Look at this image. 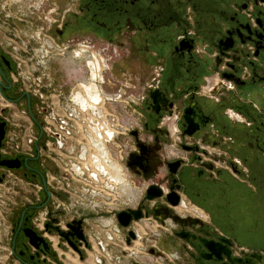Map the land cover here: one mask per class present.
I'll return each instance as SVG.
<instances>
[{
  "label": "flooded vegetation",
  "instance_id": "obj_1",
  "mask_svg": "<svg viewBox=\"0 0 264 264\" xmlns=\"http://www.w3.org/2000/svg\"><path fill=\"white\" fill-rule=\"evenodd\" d=\"M10 1L0 9L25 2L46 13V40H58L62 55L103 60L100 75L92 67L98 103L127 99L134 110L110 141L118 161L106 147L105 158L96 152L113 183L108 203L73 205L81 180L91 187V167L57 119L79 84L66 98L49 72L46 84L37 75L26 89L6 50L17 53V43L0 37V100L30 122L9 142L10 114L1 109L0 161L18 162L0 166V185L14 180L9 255L18 264H85L91 252L93 264L111 253L119 264L124 256L128 264H264V0ZM75 160L83 179L72 176ZM105 216L110 242L93 244L88 221Z\"/></svg>",
  "mask_w": 264,
  "mask_h": 264
},
{
  "label": "rangeland",
  "instance_id": "obj_2",
  "mask_svg": "<svg viewBox=\"0 0 264 264\" xmlns=\"http://www.w3.org/2000/svg\"><path fill=\"white\" fill-rule=\"evenodd\" d=\"M8 3H10V0H5ZM37 2H40V0H34ZM15 3V2H13ZM0 12L3 15L11 16V18H7L5 22V17L2 18L0 15L1 22H0V37L3 38V41L8 43L15 42L17 43V53L14 51L11 52V50L7 49L10 54L13 55V59H15L17 66L20 67V72L23 73V82L26 86V89L31 90L29 88L30 85H33V82L39 83L37 80L34 79V76H40V80L43 82V84H46V80L43 78V76H46V73L51 72V80L55 81V85L53 88L55 90H62L65 94L67 93L66 98L70 94V90L77 82L80 84L82 82V87L80 88L79 85H77L76 92H79L80 95H78L79 103L82 104V106H86L87 104H97L99 102V98L94 94L92 85H88L90 81V77L86 72L84 61L88 60V57H82L81 59H76L75 54H73L72 51H68L65 54H61V52L58 50L60 45V42L58 40H46V13H42V10H32L28 9L27 3L23 2L22 4H18L17 6L12 5L11 8L2 10L0 9ZM31 12H34V14H31ZM41 12V14H40ZM23 16V17H22ZM37 19V22L33 21L31 18ZM16 18L23 19L22 21L16 20ZM32 23V24H31ZM14 29V30H13ZM12 34H16L19 39H15L12 37ZM12 40V41H11ZM51 47V48H49ZM46 55H48L46 57ZM94 66V63L90 64ZM91 70V67H89ZM92 71V78H95V70ZM94 73V74H93ZM110 88L108 87L105 91L107 94H111ZM57 93H52V95ZM86 96H85V95ZM56 97H51V102L54 104H57L59 97L55 95ZM124 100V99H122ZM43 101L46 104V98L43 99ZM123 101H118L116 103L106 102L99 105L102 109H105L108 114H110L109 119L103 120L106 122L111 129L114 130L115 135H117V132L120 131L122 126H125L127 128L128 124H131L133 122V110L134 106L130 102H128L127 99ZM128 102V104H127ZM104 104V105H103ZM129 105V107H128ZM1 109H7L8 113L10 115L5 116L9 120V137L7 138L8 141H11L13 129H15L16 125H30L29 120L23 113L20 112V110H17L16 107L8 106L6 103L2 102L0 100V113ZM108 117V115H107ZM114 117V120L112 118ZM112 120V121H111ZM15 138V137H14ZM24 139V138H23ZM29 139V138H28ZM99 142H93L94 147L97 145V150L99 151L100 156L104 157V150L103 146L98 144ZM109 149V157L110 160L114 163L118 161L119 156V147H118V141H114V143L109 142V144H106V150ZM92 154H97L95 150H90ZM102 158L103 160H105ZM99 159V158H98ZM101 159V158H100ZM97 160V159H96ZM76 161V167L73 165V170L75 173L72 174V176L76 180L83 179L82 174L78 171L79 161ZM99 161V160H98ZM90 163V167L95 170V172H98L96 170V164L91 161H88ZM103 163H99L98 167L102 172L106 171L105 168L101 169ZM83 170V169H82ZM109 173L110 176H114L112 171L110 169ZM112 173V175H111ZM77 174V175H76ZM99 181L96 182V180H92V183L90 184L91 187L86 186L85 182L77 185L72 192V204H76V202H82L83 204H90L91 201L98 200L99 202L108 203L106 201V197L108 194H111V191L109 188L113 183H111L110 180L106 179L105 177L101 176L99 174V177L97 178ZM13 178L11 177L9 179V182L7 184L0 185V264H18L12 256L9 255L10 248H9V242L11 238V233L9 230V214L12 210V202L14 201L12 196H14L12 192V185H13ZM90 181V180H89ZM31 192V191H30ZM31 194V193H30ZM86 200H89V202H86ZM98 204V203H97ZM89 209H92L90 207ZM106 209H108V205H106ZM104 209V210H106ZM73 210L72 207H69L67 210V219L71 218L73 216ZM110 224V220L108 216L105 217H96L92 218L90 221H88V225L86 227L87 232L90 235V238L92 240V243L95 244L96 241L104 239L106 243L110 242L108 239H106L105 236V230L107 229L108 225ZM101 234L102 236H100ZM116 234L115 236H117ZM56 241V239L54 240ZM96 250V249H95ZM119 251V249H117ZM130 251L136 253L138 256L134 259L137 261H140V257H143V253H139V249H131ZM67 255L69 257H76L73 255L72 252L66 251ZM93 252L89 253L88 256V263L85 264H93ZM110 254V253H109ZM66 255V256H67ZM117 256L121 255L120 252L116 254ZM103 262L104 264H119V258L116 259L112 253L110 255H104ZM150 257L154 258V256L150 253ZM133 258V257H132ZM124 261L121 262V264H128V261H130V258H127L124 256L122 258ZM143 259V258H141ZM70 260H74L70 258ZM132 260V259H131ZM144 260V259H143ZM70 262V261H69ZM145 262V261H144ZM75 263V260H74Z\"/></svg>",
  "mask_w": 264,
  "mask_h": 264
},
{
  "label": "built area",
  "instance_id": "obj_3",
  "mask_svg": "<svg viewBox=\"0 0 264 264\" xmlns=\"http://www.w3.org/2000/svg\"><path fill=\"white\" fill-rule=\"evenodd\" d=\"M75 57L77 59H81L83 54L80 55L75 53ZM89 63H96L95 68L97 69V75H100V71L103 69L105 65L103 60L96 55L90 54L88 56V60L84 61L85 68L90 75ZM101 65V68L99 66ZM95 86L100 88V85L97 81L93 82ZM80 88L82 87V83L79 84ZM76 92L74 95H71L69 98V104L66 108H63L60 112L62 115L58 117L57 120L58 126H61L60 134L63 138L71 140L77 146L80 151V159L82 162V167L86 168V165H90L88 161L94 162L96 164V170L90 168L87 169L88 175L93 178V180L101 176H107V168L106 161L103 159H98L97 154H92L90 150H95V152L99 153L96 147H94L93 142H99L104 147L108 144L114 137V130L104 122L103 120L109 119L110 114L107 113L105 109L99 107L100 103L92 106L86 105L85 107L79 103ZM108 115V117H107ZM97 159V160H96ZM99 160V161H98ZM103 163V167H105L104 172H102L98 166L99 163ZM103 167L101 169H103ZM103 176V177H105Z\"/></svg>",
  "mask_w": 264,
  "mask_h": 264
},
{
  "label": "water",
  "instance_id": "obj_4",
  "mask_svg": "<svg viewBox=\"0 0 264 264\" xmlns=\"http://www.w3.org/2000/svg\"><path fill=\"white\" fill-rule=\"evenodd\" d=\"M3 125L4 123L0 124V146H1V141L4 137ZM0 166L5 167L7 169H13L18 166V162L16 160H2L0 161ZM25 234L30 239L31 243L34 244L35 239H36L35 234L30 232L29 230H25Z\"/></svg>",
  "mask_w": 264,
  "mask_h": 264
},
{
  "label": "bare ground",
  "instance_id": "obj_5",
  "mask_svg": "<svg viewBox=\"0 0 264 264\" xmlns=\"http://www.w3.org/2000/svg\"><path fill=\"white\" fill-rule=\"evenodd\" d=\"M90 64H92V63H89V67H91V70H92V65H90ZM90 70V74L92 73V71ZM94 74V73H93ZM91 76H92V74L90 75V81L92 80L91 79ZM88 85H92V82H89L88 83ZM85 105H89V106H92L91 104H87V103H85ZM95 105V104H94ZM83 107H85V106H83ZM99 144V143H98ZM94 145V144H93ZM100 145V144H99ZM96 147H97V145H96ZM99 167V166H98Z\"/></svg>",
  "mask_w": 264,
  "mask_h": 264
}]
</instances>
